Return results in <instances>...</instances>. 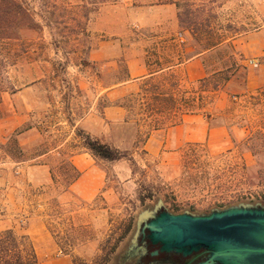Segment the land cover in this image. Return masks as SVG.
I'll return each instance as SVG.
<instances>
[{
	"label": "rangeland",
	"instance_id": "rangeland-1",
	"mask_svg": "<svg viewBox=\"0 0 264 264\" xmlns=\"http://www.w3.org/2000/svg\"><path fill=\"white\" fill-rule=\"evenodd\" d=\"M99 1L29 0L44 18L42 32L0 31V233H13L14 241L3 238L12 257L17 249L29 258L34 239L45 248L48 234L56 248L41 262L122 264L138 213L158 200L194 214L264 205V86L246 88L264 63L248 41L264 28V0H104L101 7ZM200 54L193 77L203 73L205 85L190 80L184 65ZM142 65L149 71L180 65L151 84L187 105L201 96L200 110L185 109L176 126L166 122L154 131L137 117L127 120L118 101L138 90ZM217 82L223 85L213 92ZM68 114L126 157L93 158L74 139ZM58 138L62 152L40 158ZM71 153L99 173L90 199L76 186L67 189ZM92 178L85 174V181Z\"/></svg>",
	"mask_w": 264,
	"mask_h": 264
},
{
	"label": "water",
	"instance_id": "water-1",
	"mask_svg": "<svg viewBox=\"0 0 264 264\" xmlns=\"http://www.w3.org/2000/svg\"><path fill=\"white\" fill-rule=\"evenodd\" d=\"M160 205L158 200L152 209L138 213L121 259L138 252V238L147 231V239L159 245L160 252L186 257L202 251L206 258L197 264H264V205L238 203L206 214H157Z\"/></svg>",
	"mask_w": 264,
	"mask_h": 264
},
{
	"label": "trees",
	"instance_id": "trees-1",
	"mask_svg": "<svg viewBox=\"0 0 264 264\" xmlns=\"http://www.w3.org/2000/svg\"><path fill=\"white\" fill-rule=\"evenodd\" d=\"M115 2L116 0H111ZM106 1L100 0L98 2L99 7L105 4ZM60 16H58L59 18ZM43 21V16L34 12L31 2L29 0H0V31H8L9 29H14L22 37H28L29 35L40 33L43 27L39 24L40 20ZM57 30V28H56ZM192 33L196 35L199 31L197 29H192ZM191 33V32H190ZM200 34V32L198 33ZM197 34V35H198ZM22 40V38H21ZM61 42H57L59 45ZM222 42L217 41L213 44H208L204 46V51L211 50L212 48L220 45ZM59 50V49H57ZM26 55L28 50L24 48L23 50ZM166 68H158L151 71V74L162 71ZM159 74L150 76L148 78L140 79V85L136 92H131L126 96L121 98V102L118 101V106L123 108L127 113V120L129 116L137 117L139 120H143V123L147 125L151 130H158L164 126L166 122L170 123V126H176L182 121V117L185 115L184 110L189 112H195V105L202 103V97L196 96L191 99V103L187 105L184 97H179L176 100L168 98V93L163 92L159 84L152 85L151 83L157 79ZM223 83L227 82V78H223ZM138 81V82H139ZM175 81V85L177 86ZM200 84H207L208 78L198 80ZM223 83H216L213 87V92L217 91ZM178 87V86H177ZM173 95V94H172ZM168 100L171 101L173 107L170 108L168 105ZM196 106V107H197ZM172 109L179 111L174 113L172 116H164V111H171ZM198 111L200 110L198 106ZM176 119V120H175ZM175 120L174 122H172ZM68 126L73 129L74 139L77 140L78 146L90 153V155L98 160L114 162L124 159L126 155L120 150L111 147L110 145L102 142L101 140L92 137L88 132L80 127L75 126L71 115L68 114L66 117ZM59 142V143H58ZM62 140L60 138L54 140L53 143L48 145L43 152L38 154V156L44 155L50 151H57L61 153ZM68 157L67 161V174L66 182H68L67 189L79 178L80 173L75 169L71 163V157L73 153L66 155ZM52 181H55V176H51ZM14 241L13 233L11 231H6L0 233V264H35L37 259L34 253L32 245H30L29 258H25L21 251L16 249L15 256H10L11 250L8 249V244L6 240Z\"/></svg>",
	"mask_w": 264,
	"mask_h": 264
},
{
	"label": "crops",
	"instance_id": "crops-1",
	"mask_svg": "<svg viewBox=\"0 0 264 264\" xmlns=\"http://www.w3.org/2000/svg\"><path fill=\"white\" fill-rule=\"evenodd\" d=\"M177 27V25H176ZM261 30V29H260ZM176 34V40H177V36L179 34H181L183 36L184 33H181L180 30H177L175 32ZM249 43H252L253 45L256 46V52L258 53V55L260 57H264V28L261 31H258L257 34H254V36H252V38H250ZM202 54L192 57L191 59H189L184 65L186 66L187 70V75L190 78V80H200L203 79L205 76L203 75V73L201 74V76L198 77L194 76L193 77V67L198 66L197 64L200 62ZM177 66L180 65H175L172 67H168L162 71H159L157 73L151 74L148 70V67L146 68L144 65H142L140 67V71H139V77H141V79L144 78H148L150 76L156 75V74H160L164 71L170 70L171 72H174V69L177 68ZM257 67V66H256ZM258 69L253 71L247 79V83H246V88L248 90H256L258 88H261L264 86V63L260 64L258 67ZM130 73V71H129ZM130 76L132 77V74L130 73ZM193 78V79H192ZM131 82V81H130ZM63 145H61L60 147H62ZM54 151H50L44 155H41L40 158L48 155V154H52ZM71 163L72 165L77 169V171L80 173L79 178L71 185V186H76L77 187V193L79 194L80 197L84 198V199H90L92 196H94L98 190V188H100V176L99 173L96 171L95 167H88V169H86L83 165H82V158L79 156H75L73 155L71 157ZM85 174H88L94 178L90 179V181H85ZM46 247L43 248L40 243L34 239V242L32 243L33 245V250L34 253L36 255V259H37V263L35 264H72L71 260L68 258H61L58 259L56 263L53 262H47L46 260H43L41 262V258H43L47 253H49L51 250L56 248V245L53 244L51 237L46 234Z\"/></svg>",
	"mask_w": 264,
	"mask_h": 264
},
{
	"label": "flooded vegetation",
	"instance_id": "flooded-vegetation-1",
	"mask_svg": "<svg viewBox=\"0 0 264 264\" xmlns=\"http://www.w3.org/2000/svg\"><path fill=\"white\" fill-rule=\"evenodd\" d=\"M159 208L157 214L164 211L178 213L165 208L164 204H161ZM147 235L148 232L144 231V234L139 236L135 248L138 252L132 255V257H126L122 264H197L206 258V255L202 251L186 257L175 253L160 252V246L151 244L147 239Z\"/></svg>",
	"mask_w": 264,
	"mask_h": 264
},
{
	"label": "built area",
	"instance_id": "built-area-1",
	"mask_svg": "<svg viewBox=\"0 0 264 264\" xmlns=\"http://www.w3.org/2000/svg\"><path fill=\"white\" fill-rule=\"evenodd\" d=\"M177 41H178V43H180V44H183L184 43V38H183V36L181 35V34H179L178 36H177ZM251 63V62H250ZM251 64H253V63H251ZM255 67L257 66V64L256 63H254L253 64Z\"/></svg>",
	"mask_w": 264,
	"mask_h": 264
}]
</instances>
